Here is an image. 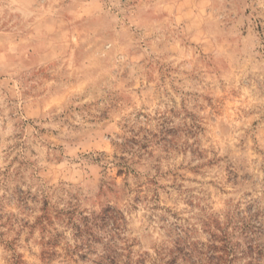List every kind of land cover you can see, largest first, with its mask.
<instances>
[{"label":"rangeland","instance_id":"obj_1","mask_svg":"<svg viewBox=\"0 0 264 264\" xmlns=\"http://www.w3.org/2000/svg\"><path fill=\"white\" fill-rule=\"evenodd\" d=\"M0 264H264V0H0Z\"/></svg>","mask_w":264,"mask_h":264}]
</instances>
